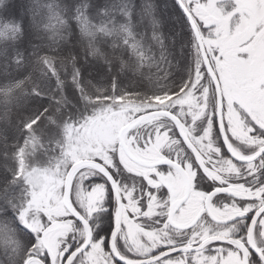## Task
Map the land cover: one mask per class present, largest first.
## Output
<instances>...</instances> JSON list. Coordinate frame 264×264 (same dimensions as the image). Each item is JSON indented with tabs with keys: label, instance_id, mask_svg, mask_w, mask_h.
<instances>
[{
	"label": "snow or ice",
	"instance_id": "6c2138e0",
	"mask_svg": "<svg viewBox=\"0 0 264 264\" xmlns=\"http://www.w3.org/2000/svg\"><path fill=\"white\" fill-rule=\"evenodd\" d=\"M0 264H264V0H0Z\"/></svg>",
	"mask_w": 264,
	"mask_h": 264
},
{
	"label": "trees",
	"instance_id": "16d2710c",
	"mask_svg": "<svg viewBox=\"0 0 264 264\" xmlns=\"http://www.w3.org/2000/svg\"><path fill=\"white\" fill-rule=\"evenodd\" d=\"M157 2H159V0H157Z\"/></svg>",
	"mask_w": 264,
	"mask_h": 264
}]
</instances>
